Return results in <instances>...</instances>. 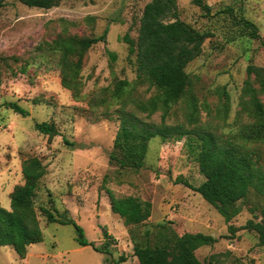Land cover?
<instances>
[{
	"label": "rangeland",
	"instance_id": "obj_1",
	"mask_svg": "<svg viewBox=\"0 0 264 264\" xmlns=\"http://www.w3.org/2000/svg\"><path fill=\"white\" fill-rule=\"evenodd\" d=\"M151 0H66L49 10L29 8L20 0H0V206L10 211V195L23 184L22 163L37 157L45 175L33 198L43 241L31 245L20 259L10 247H0V264H139L133 256L135 243L153 245L164 235L202 233L217 243L196 250L204 264H264V245L254 231L242 227L248 220L264 225V198L252 187L237 203L239 214L229 223L191 187L203 182L191 135L154 138L148 145L144 167L121 170L109 162L119 128V102L111 99L118 81L133 82V57L123 37L136 40L143 9ZM206 13L193 0H176L179 19L209 33L201 55L186 68L196 101V124L188 120V101L174 105L165 125L185 132L209 131L222 140L242 142L239 133L252 122L239 105L248 66L264 67V0H204ZM94 17L87 22L86 17ZM242 19L252 22L259 34L252 39ZM60 20L67 25L64 30ZM82 58L77 85L68 87V68L49 50L60 34L100 37ZM109 53L116 55L111 61ZM73 72V70H70ZM254 79L251 78V81ZM75 82V81H72ZM254 87H257L253 83ZM153 89L139 85L133 97L146 100ZM229 97L225 122L222 96ZM264 105V97L260 98ZM14 102L28 112L14 113ZM162 112L147 118L161 123ZM52 123L59 135L50 139L35 129ZM65 141L70 144L67 145ZM72 144V145H71ZM264 168V143H247ZM105 180V182H104ZM115 197H137L152 205L151 216L133 230L134 239L110 208ZM57 210L84 230L95 248L80 246L73 226L48 224L40 209ZM229 226L236 229L232 234ZM105 231V233H104Z\"/></svg>",
	"mask_w": 264,
	"mask_h": 264
},
{
	"label": "trees",
	"instance_id": "obj_2",
	"mask_svg": "<svg viewBox=\"0 0 264 264\" xmlns=\"http://www.w3.org/2000/svg\"><path fill=\"white\" fill-rule=\"evenodd\" d=\"M20 1L29 8L49 10L66 0ZM193 3L202 11L210 12V7L204 0H193ZM85 20L94 22L95 19L88 16ZM60 22L64 30L67 25H74L65 20ZM241 22L249 30L252 39L259 38L257 27L252 22L246 19ZM105 35L106 30L97 38H78L64 32L49 43V50L59 59L60 66H63L62 72L69 67L71 79H67V73H64L69 82L68 87L75 89L82 58L94 45L105 42ZM210 36L209 33L201 32L179 19L176 0H151L145 5L136 40L131 39L128 34L123 37L128 45V55L134 58L135 79L133 82H116L111 93V99L120 104L116 110L120 123L109 154V162L121 170L139 171L144 167L148 145L152 139H165L175 134L191 135L194 146L190 144L189 148L203 177V182L198 187L191 188L229 223L239 214L237 203L247 197L252 187L264 198V168L258 165L257 156L246 147V142L264 143V105L260 99L264 97V67L248 66L246 69L247 78L239 105L252 122L242 127L239 133L242 142L222 140L199 128L185 132L180 127L165 125L171 108L184 99L188 101V120L191 124H196L198 112L191 92L193 84L186 68L201 55L203 44ZM109 58L115 61L116 55L109 53ZM251 78L254 80L251 81ZM139 85L147 86V90L153 89V95L146 100L134 98L133 91ZM220 97L223 102V116L221 110L218 114L225 122L229 97L226 93ZM6 106L23 117L28 115L17 103L10 102ZM158 111L162 112L160 124L140 117L141 114H146L149 118ZM35 129L49 140L59 135L52 123H37ZM21 172L23 184L16 186L10 195V211L0 206V247H10L20 259H24L31 245L43 241L33 198L45 175V166L37 157H29L23 161ZM109 198L112 212L119 216L134 239L133 230L151 216V203L133 196L117 198L110 192ZM40 212L48 224L73 226L80 246H91L95 251L108 253L87 241L82 227L67 217V210L63 214L57 210L52 212L50 209L41 208ZM242 229L254 231L258 235L259 244L264 245L262 223L248 220ZM229 230L232 234L236 232L232 226H229ZM215 243L217 239L202 233H184L181 236L168 234L163 236L162 242L153 245L148 242L135 243L133 256L139 264H204L197 259L196 250ZM125 261L126 257L122 255L116 264Z\"/></svg>",
	"mask_w": 264,
	"mask_h": 264
},
{
	"label": "water",
	"instance_id": "obj_3",
	"mask_svg": "<svg viewBox=\"0 0 264 264\" xmlns=\"http://www.w3.org/2000/svg\"><path fill=\"white\" fill-rule=\"evenodd\" d=\"M104 233H105V231H104Z\"/></svg>",
	"mask_w": 264,
	"mask_h": 264
}]
</instances>
